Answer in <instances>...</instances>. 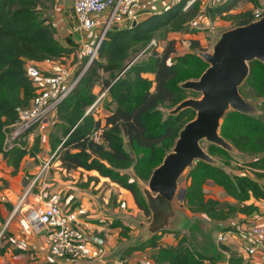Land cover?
I'll use <instances>...</instances> for the list:
<instances>
[{
    "label": "trees",
    "instance_id": "obj_1",
    "mask_svg": "<svg viewBox=\"0 0 264 264\" xmlns=\"http://www.w3.org/2000/svg\"><path fill=\"white\" fill-rule=\"evenodd\" d=\"M54 1L0 0V153L14 168V173L19 171L26 157L40 151L39 141L32 152L17 146L4 149L5 132L18 120L17 109L29 107L35 97L36 89L27 75V64L48 59L68 63L66 59L77 52L59 42L53 22L46 15V5ZM246 1L255 8L259 0ZM238 2L231 0L210 8L206 15L221 16L233 25L232 29L255 22L257 8L231 14ZM184 4V1L177 3L132 28L107 35L98 60L89 66L59 107L62 137L51 138L52 152H55L68 136L58 152L65 170L96 172L127 191L135 205L148 216L151 213L140 182H149L154 170L174 149L182 129L196 118L192 109L177 115L171 112L186 100L201 98L182 85L200 79L209 67L199 56L206 50L198 41H193L191 52L183 55H177L174 41H167L171 33L200 31L189 26L198 16L200 4L187 11L183 9ZM155 38L167 41L162 50L137 59ZM74 60H77L76 55ZM97 87L101 88V93L109 89L107 97L115 107L104 120L97 118L95 112L87 114L98 99ZM240 93L259 111H264V64L258 61L250 64V75ZM99 129H103V140L98 144L91 135ZM221 136L235 152L207 143L204 149L217 158L218 164L197 162L187 171L183 203L190 214L204 215L215 222L229 221L239 214L251 215L258 208L246 203L252 198L264 201V184L249 176L250 172L257 179H264V120L260 115L229 112L224 118ZM236 164L240 168H236ZM208 182H213L226 196L243 206L207 197ZM111 228L127 230L119 221H114ZM167 233L162 231L127 248L122 258L153 251L150 256L153 264H206L208 258L192 247L189 237L180 236L179 232H176L177 245L160 243ZM3 252L0 249V253ZM229 264H242V260L231 256Z\"/></svg>",
    "mask_w": 264,
    "mask_h": 264
},
{
    "label": "built area",
    "instance_id": "obj_2",
    "mask_svg": "<svg viewBox=\"0 0 264 264\" xmlns=\"http://www.w3.org/2000/svg\"><path fill=\"white\" fill-rule=\"evenodd\" d=\"M182 1L185 2L184 11L197 3L207 6L213 2V0H74L70 15L72 31L79 36L95 32L97 34L93 39L82 37L76 52L77 60L73 64L63 63L57 59H48L40 64H27V75L36 89L35 97L29 107L17 109L18 120L5 132L4 149L17 146L29 151L32 147L30 143H33L39 135L50 131L52 121L58 120L61 103L70 95L89 66L98 60L101 46L110 32L132 28L133 24H139L143 19L160 14ZM206 14L205 10L200 8L198 16L189 23L190 28L217 31ZM254 17L255 22L262 19L264 8L255 9ZM64 22L65 19L54 21L53 26L56 29ZM162 45L164 47L158 39H153L138 58L154 51H161ZM108 90L99 94L87 114L100 110ZM102 135L103 129H99L91 135V139L99 144L103 140ZM67 138L68 136L50 156L45 158L37 156L39 167L32 186L36 183L40 184L36 197L39 203L25 211L27 214L19 221L23 234L30 236L32 232L38 234L43 232L49 255L54 262L132 264L128 258L111 255L105 241L88 233L84 219L88 218L89 214L84 206L74 208L70 202L63 203L59 193L45 194L48 177L54 165L52 161L55 158L59 160L58 152ZM29 196L30 190L16 204L13 217L22 212ZM8 225L0 232V244L6 235ZM234 237L241 239V247L247 258L264 257V224L247 230L234 226L233 229L220 232L217 241L219 244H227ZM22 243L20 242V247H23ZM143 261L144 264H149L147 259ZM2 264H10V262L4 261Z\"/></svg>",
    "mask_w": 264,
    "mask_h": 264
},
{
    "label": "crops",
    "instance_id": "obj_3",
    "mask_svg": "<svg viewBox=\"0 0 264 264\" xmlns=\"http://www.w3.org/2000/svg\"><path fill=\"white\" fill-rule=\"evenodd\" d=\"M230 1L231 0H213V2H210L207 6L200 4V8L205 10V12L207 13L210 8L221 6ZM73 2L74 0H55L54 3L46 5L45 12L52 22L58 21L60 19H65V22L56 28L57 38L64 47L72 48L76 51L80 45L82 37L87 39H93L96 36L97 32L79 36L78 34H75L72 31V22L70 21V15L72 12ZM251 9H255L252 3L246 0H239L235 8L231 11V14H239ZM208 16L210 17V22L213 23L216 29H218V27L223 26L228 27L229 29L227 30L233 28V25L230 22L224 20L219 15ZM204 30L213 34L217 32H211L209 29ZM202 31L203 30H200L198 33L194 34L184 32L171 33L168 35L167 41H174L176 43L177 55H183L191 52L190 47L193 41H198L199 44L204 46L202 42ZM167 41L165 40L164 42H162V44H164L165 46ZM75 55L76 54L74 53L68 59H66L67 62H72L71 64H73L75 62ZM98 89H100V87H97L95 89L96 94ZM113 109L114 106H112V110ZM108 115H110V113ZM108 115H105L104 117H107ZM45 134L48 133L39 135V137L36 138L33 143H30V146L32 147L29 152H32L34 145L37 141H39L40 143V151L39 153H36L35 156L29 155L28 157H26L19 171L16 173H14V168L12 166H9L4 160L3 154L0 153V232L5 226L9 224L7 227L6 235L2 243L0 244V249L4 250L3 253H0V264H2V262L4 261L10 262V264H66L61 261L54 262L52 260L51 256L49 255L46 237L43 232L40 234L32 232L30 236H26L23 234L19 221L24 217V215L27 214L25 211L38 205V203H36V201L31 198V195L25 201L22 212L15 214V216L13 217L16 204L32 187L33 181H31L30 183L29 180H34L35 174L37 173L39 167V160L37 156H41L42 158H44L41 142L45 137ZM50 153H52V148ZM236 166L240 167V165L237 164ZM228 170L231 171V169ZM50 173V177H48V186L46 188V192H48L47 194L49 195L50 193H59L62 197V202H70V205L74 208L82 203L84 207L88 210L89 214L88 218L84 219L86 222L85 227L87 228L88 233L95 238L105 241L108 245V250L111 255L121 256L124 251V248L121 251H118L115 250L112 245L114 238L119 237L121 228H111L112 224L109 225L108 223H106L105 225H101L99 223L100 221H102L101 218L103 214V208L100 204L101 201H99L98 196L95 197L91 193L93 185V181L91 179L96 177H102H100L96 172H88L83 169L67 171L62 167L60 160H58L57 163L52 167ZM249 176L252 179L256 180L260 185L264 184V179H257L250 172ZM207 187L209 188V190L214 191L215 194L220 195V199H217L214 194L209 195L206 191ZM38 189L37 194L39 191ZM119 189L123 190L121 188ZM205 192L207 197L216 199L221 203L225 202L236 207L243 206L242 204H239L235 200L226 196L223 190L217 187L213 182H208L206 184ZM37 194L35 198L37 197ZM246 205H254L258 208V211L251 215L239 214L236 218L225 222L211 221L204 215H193V217H199L202 220L206 219L208 221H211L215 224L217 230H220V232H222L221 230L224 231L228 229H233L234 226H238L241 227L243 230H247L248 228H252L254 226L263 225L264 201H257L252 198L249 202L246 203ZM167 236L173 238L175 237L174 243L167 242ZM20 242H23V247L19 246ZM238 242H240V238L238 237L231 238L229 243H227V246H224L225 244H219L217 241L218 251L216 256L207 255V253L202 252L200 253L208 258L206 260V264H229L231 255H233L234 251H236L238 248L242 251V253L240 252L241 254L239 256V258L242 260V264H264V257L247 258V255L245 254L243 248L238 245L240 244ZM160 243L168 245H177L178 238L176 239V234L167 233L163 235V237L160 239ZM219 245H223L222 248H220ZM151 254H153V251H149L145 254H140L142 256L139 261V264H144L143 260L146 259L149 264H153V260L150 257Z\"/></svg>",
    "mask_w": 264,
    "mask_h": 264
},
{
    "label": "water",
    "instance_id": "obj_4",
    "mask_svg": "<svg viewBox=\"0 0 264 264\" xmlns=\"http://www.w3.org/2000/svg\"><path fill=\"white\" fill-rule=\"evenodd\" d=\"M137 24H133V27ZM209 65L200 79L185 82L182 87L201 96L179 104L172 112L177 115L185 109L196 112V118L180 132L174 149L154 170L148 189H142L152 215V236L162 231H179V214L174 209L176 200L184 203L186 190L180 189V180L197 162L218 164L204 149L209 143L235 152L221 136L224 118L229 112L259 116V110L240 93L250 75V64H264V17L259 21L225 31L213 52H200ZM151 236V237H152Z\"/></svg>",
    "mask_w": 264,
    "mask_h": 264
},
{
    "label": "rangeland",
    "instance_id": "obj_5",
    "mask_svg": "<svg viewBox=\"0 0 264 264\" xmlns=\"http://www.w3.org/2000/svg\"><path fill=\"white\" fill-rule=\"evenodd\" d=\"M255 8H264V0H261V2L259 0ZM227 29L229 28L226 26L218 27L217 32L215 34L206 32V30L202 31V36H203L202 42L204 44L203 47L206 50L205 52H208V53L213 52L214 45L219 40L221 35L225 31H228ZM162 48H163V45L162 47H160V50ZM140 58L142 59L143 57H140ZM100 93H101V88L97 90V94L99 95ZM112 106L113 105L111 104L110 99L108 97L105 98L100 106V110L95 112L96 117L104 120L106 118L104 116L108 115L112 111ZM259 115L264 120V111H259ZM61 126L62 124L59 123L57 119H55L54 121H52V125L50 126V131L48 132V134H45V137L43 138L41 142L44 158L50 156L51 154L50 153L51 152V147H50L51 138L54 135L58 137H62ZM203 146L205 148L208 147L207 143H204ZM57 161L58 159L55 158L52 161V163L55 165ZM235 167L240 168L239 166L237 167L236 165ZM50 174H49V177H50ZM131 175H133L132 172H131ZM186 175H187V172L180 180V189H185L186 187V181H185ZM91 180L93 181L91 193L95 197L98 196L99 201H101L100 204L103 208V214L101 218L102 221H100L99 223L101 225H105L106 223L111 225L114 221H119L122 223L124 228L127 229L125 230L121 228L122 231L120 230L119 237L114 238L112 245L115 250L121 251L124 248L123 250L125 251L127 248L134 246L136 244H139L141 242H144L152 236V233H151L152 215L150 214V216H148L142 210L136 207L133 203V200L130 194H128L126 191L120 190L117 186H115L113 183H111L107 179L96 177V178H92ZM31 181H34V180L33 179L29 180L30 183ZM140 183H141L142 189H148V183H144V182H140ZM39 186L40 184L36 183L30 188L31 198L34 199L36 203H39V200L35 198L37 194V189L39 188ZM206 191L209 195L214 194L215 197H217V199H220L221 197L220 195L215 194L214 191L209 190L208 187ZM47 193L48 192H46L45 194L48 195ZM79 206H84V205L81 203L79 204ZM174 209L179 214V218H180V223L176 225V228H178L179 231H175V230L168 231L169 234H176V232H179L180 236L184 235V236L189 237L190 244L196 251L207 253V255L216 256L217 251H218L216 237H217V234L220 232V230H217V227L215 226V224L206 219L202 220L199 217H193V215L188 213L186 208L183 206V203L178 200L174 202ZM177 238H179L178 235H176V239ZM174 239L175 237L174 238L168 237V236L166 237V241L170 243H174ZM238 243H240L238 245L241 247V244H242L241 239H240V242ZM222 246L223 245H219L220 248H222ZM224 246H227V244H225ZM240 252L242 253V251L237 248V250L234 251V254L231 256L239 258L241 254ZM141 256L142 255L137 254V253L134 254L132 257H130L131 263L139 264Z\"/></svg>",
    "mask_w": 264,
    "mask_h": 264
}]
</instances>
